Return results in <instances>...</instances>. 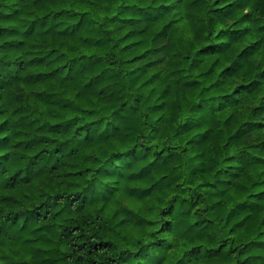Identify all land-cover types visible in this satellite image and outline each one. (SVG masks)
Segmentation results:
<instances>
[{"label": "trees", "instance_id": "1", "mask_svg": "<svg viewBox=\"0 0 264 264\" xmlns=\"http://www.w3.org/2000/svg\"><path fill=\"white\" fill-rule=\"evenodd\" d=\"M0 264H264V0H0Z\"/></svg>", "mask_w": 264, "mask_h": 264}]
</instances>
